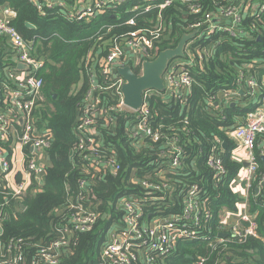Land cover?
<instances>
[{
    "label": "trees",
    "instance_id": "16d2710c",
    "mask_svg": "<svg viewBox=\"0 0 264 264\" xmlns=\"http://www.w3.org/2000/svg\"><path fill=\"white\" fill-rule=\"evenodd\" d=\"M61 1L66 9H72L77 0ZM153 3L152 0H127L115 8H107L92 20L73 21L66 17L63 8L44 6L38 11L31 0H0V8L16 13L12 26L31 43L32 56L43 62V68L37 73L43 81L42 100L33 113V122L38 130L47 129L52 136L41 185L32 180L16 197L11 195V190L0 186V264H14L18 256L21 257L18 264H32L39 248L61 237V230L69 225L74 212L71 205L78 204L93 211L96 222L88 232L72 233L57 264H100L102 245L114 229L123 227L122 211L118 207L122 197L142 200L144 218L150 213L153 220L158 216L180 215L183 196L192 186L200 191V211L207 212L209 218L196 231V239L178 241L171 254L159 264H195L199 259L204 260L203 264H264V185L256 192L264 175L261 156L264 146H258L259 142L264 143V134L256 138L258 169L247 197L248 211L257 223V238L243 242L227 237L224 243L217 241L220 229L227 225L222 224L224 212L235 211L237 203L243 201L231 188L242 166L231 158L234 145L229 132L254 112L260 99L251 100L244 81L250 78L259 84L264 77V15H244L235 37L220 31L201 41L194 36L187 42L190 49L201 50L213 44L212 55L190 69L192 85L184 104L165 102L162 93L151 96L150 123L162 133L160 141L145 139L143 143L132 144L127 126L133 114L113 112L111 122L104 123L98 118L96 128L98 140L106 153L115 157L119 170L94 171L74 153L75 128L90 88L93 59L108 54L113 38L153 25L157 6ZM200 3L205 11L213 14L229 4L227 0H200ZM147 6L151 10L145 13ZM135 7L137 10L133 11ZM200 16L179 3L167 7L163 11L166 32L154 47L153 58L161 51L174 49L189 33V25ZM132 19L135 27L125 24ZM219 23L227 25L228 22L223 19ZM25 24L32 25L33 29ZM14 65L10 48L1 38L0 109L4 108L3 70ZM133 71L139 75V70ZM238 89L241 90L234 105H224L221 101L213 106L218 95ZM101 99L106 105L115 103L117 98L109 91ZM172 137L177 138L182 149L181 166L169 169L168 160L160 151H167L165 144ZM223 143L227 149H222ZM214 149L224 170L220 175L207 165ZM19 179L18 176L17 183ZM142 179L160 188L155 191L152 188L146 197L140 188ZM82 180L86 182L85 191L79 186ZM163 184L166 186L162 187Z\"/></svg>",
    "mask_w": 264,
    "mask_h": 264
},
{
    "label": "built area",
    "instance_id": "2783aa9c",
    "mask_svg": "<svg viewBox=\"0 0 264 264\" xmlns=\"http://www.w3.org/2000/svg\"><path fill=\"white\" fill-rule=\"evenodd\" d=\"M34 6L41 11L46 8H63L66 17L73 21H89L102 14L107 8H115L116 5L127 0H77L72 9H66L61 0H31ZM156 6L155 22L146 28H138L126 35L112 39L111 49L105 57L93 59L94 65L89 71L90 88L86 94L84 104L75 128L77 137L74 153L81 158L94 171L119 170V165L114 156H110L103 149L98 140L96 123L98 118L104 123L112 121L113 112H130L133 114L128 124L131 143H143L145 139L152 142L160 141L163 136L159 129L151 126V112L149 101L152 95L160 94L155 91L142 93V103L137 110H131L123 104L121 89L124 80L118 76L117 69L130 67L131 70H139L145 61H152L154 47L160 42L166 32V23L163 11L175 3L186 5L191 13H200V19L189 25V33L196 36L199 41L216 32H226L231 37L238 34V26L243 13H250L253 2L242 0H227L228 5L219 10L217 14L205 11L200 0H162ZM137 7L133 9L136 11ZM151 10L149 6L144 12ZM264 13V0L258 5L254 15ZM16 13L6 7L0 8V39L4 38L10 48L14 66L3 70L4 81L1 84L2 102L4 108L0 109V186L11 190L13 197L20 196L32 180L37 185L42 184L44 172L47 166L46 151L51 144V132L47 129L38 130L33 122V113L40 106L42 100L43 81L37 77V73L43 68V62L32 56L31 43L26 42L12 26ZM227 25H221L222 20ZM135 27V21L129 20L125 23ZM108 31L110 28L107 29ZM101 39V38H99ZM190 44L185 45L184 57L169 62L163 74L164 91L162 94L165 102H179L184 104L191 90L192 78L190 69L196 64H201L204 58L212 55L213 44L199 48L190 49ZM188 46V49H187ZM23 64L25 70L18 71L17 66ZM134 72V71H133ZM99 78H101L99 80ZM256 84L249 80L247 94L254 95ZM111 91V95L117 99L115 103L103 104L101 95ZM96 92H99L96 94ZM230 92H223L226 98ZM221 95V94H220ZM264 134V97L259 107L250 112L245 121L235 126L229 136L235 140L237 145L244 149L247 156V167H245V187L250 190L254 175L258 169L255 155V142L257 136ZM166 142L167 151L160 153L167 158L168 168L181 166L182 149L177 144L176 137ZM4 143H9L5 146ZM207 160V165L216 175L224 173L223 167L218 159L215 149ZM264 158V151L261 153ZM21 164L20 169L13 170L15 164ZM15 171L20 174L19 182L15 187H10L7 182L4 186L5 174ZM88 171V170H87ZM3 176V177H2ZM264 185V175L261 178L260 187ZM80 188L86 190V182L82 180ZM166 185L163 184L162 187ZM140 188L150 194L149 190L155 191L158 186H152L145 179L140 181ZM199 190L195 186L183 196V210L180 215L158 216L153 220H146L142 213V200L134 197L124 196L118 201V207L122 211L123 227L116 228L109 235L100 250V264H159L160 260L167 257L174 250L178 241H190L196 239L198 229L205 220L209 218L207 212L200 211ZM83 198V197H82ZM81 198V199H82ZM145 199V198H144ZM74 212L70 216L69 225L61 230V237L48 246L39 248L37 259L32 264H57L62 251L68 245L72 233H85L92 229L97 216L93 211L86 209L82 204L71 205ZM150 217V213L147 214ZM197 231V232H196ZM226 234V237H220ZM1 235V220H0ZM227 237L234 240L245 241L248 238H257V223L254 216L247 208V196L243 198V211L238 219L223 226L217 235L218 243L227 241ZM21 257L14 258V264H18ZM199 259L195 264H203Z\"/></svg>",
    "mask_w": 264,
    "mask_h": 264
},
{
    "label": "water",
    "instance_id": "95a60500",
    "mask_svg": "<svg viewBox=\"0 0 264 264\" xmlns=\"http://www.w3.org/2000/svg\"><path fill=\"white\" fill-rule=\"evenodd\" d=\"M30 30L33 26L30 24H25ZM193 37L192 34L184 35L178 45L174 49H167L161 51L152 61H145L141 64V74L140 76L135 75L130 67L126 66L124 68H118L117 74L124 80V84L121 89L123 104L131 109L137 110L142 103V93L147 91H155L158 93H163V74L170 61L175 59H182L184 57V48L186 43ZM18 71L25 70L23 64L17 66ZM224 149L227 148L226 143L222 144ZM264 161V158H262ZM247 167V164H243ZM257 192V189H256ZM24 208L22 207V210ZM222 238L225 235L220 236Z\"/></svg>",
    "mask_w": 264,
    "mask_h": 264
},
{
    "label": "crops",
    "instance_id": "0c3cea01",
    "mask_svg": "<svg viewBox=\"0 0 264 264\" xmlns=\"http://www.w3.org/2000/svg\"><path fill=\"white\" fill-rule=\"evenodd\" d=\"M242 1H248V2H253V6L251 7V10L249 14L254 15L253 13L257 10V7L259 4H261L263 2V0H242ZM244 15L248 14V13H243ZM261 15H264V13H262ZM249 80H251L250 78L245 79L244 83H245V89L247 92L248 89V82ZM254 82L256 84L255 88H254V95L250 96L251 100L255 101L256 98L258 99L260 97V99L257 101L256 106L259 107L260 105V100L264 97V77H262L261 80H259V84L256 82V80L254 79ZM241 89H238L235 91H232L228 94V96L226 98L223 97V94L218 95V97L215 100V103L213 104V106H217L221 103L224 105H227L228 103H230L231 105H234V102L236 101V98L238 99L239 97V92ZM237 93V95H236ZM242 99L239 98V101H241ZM244 100L241 102V104H243ZM243 106V105H242ZM230 140L232 141L234 147L232 149V160L238 164H241L242 168L240 169L237 177L235 178L234 182L232 183V191L237 194L241 199L245 198L246 196L248 197V189H246L245 187V182H244V177H245V166L243 164H247V156L246 153L244 151L243 148L239 147L237 145V143L235 142V140H233L230 136H229ZM259 147H263L264 143L259 142L258 143ZM222 149H224L222 147ZM227 149V148H226ZM21 168V164L19 162H17L13 168V170L15 169H20ZM20 176V174L18 172L15 171H10L8 173L5 174V181H4V186L5 184L8 182L9 184H13L16 185V179L17 177ZM243 211V201L237 203L236 205V209L233 212H224V216H223V220H222V224H232L234 223L240 213ZM146 220L150 221V217L145 218ZM225 235L226 234H221Z\"/></svg>",
    "mask_w": 264,
    "mask_h": 264
},
{
    "label": "rangeland",
    "instance_id": "374dc122",
    "mask_svg": "<svg viewBox=\"0 0 264 264\" xmlns=\"http://www.w3.org/2000/svg\"><path fill=\"white\" fill-rule=\"evenodd\" d=\"M10 187L14 188L15 186L13 184H10Z\"/></svg>",
    "mask_w": 264,
    "mask_h": 264
}]
</instances>
